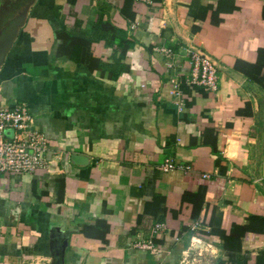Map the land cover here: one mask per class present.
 <instances>
[{
	"label": "crops",
	"instance_id": "0c3cea01",
	"mask_svg": "<svg viewBox=\"0 0 264 264\" xmlns=\"http://www.w3.org/2000/svg\"><path fill=\"white\" fill-rule=\"evenodd\" d=\"M263 11L264 0H0V43L15 33L0 108L27 102L59 149L45 171L0 173V264H264V85L235 68L264 63ZM108 21L153 48L150 65L128 54L114 89L61 36L97 41ZM93 46L104 60L120 52ZM191 46L216 61V92L192 82ZM248 103L252 114H238ZM200 123L220 128L225 175ZM168 157L192 172L162 171ZM98 220L106 243L81 232ZM158 222L156 255L136 243Z\"/></svg>",
	"mask_w": 264,
	"mask_h": 264
},
{
	"label": "built area",
	"instance_id": "2783aa9c",
	"mask_svg": "<svg viewBox=\"0 0 264 264\" xmlns=\"http://www.w3.org/2000/svg\"><path fill=\"white\" fill-rule=\"evenodd\" d=\"M135 1L147 2L149 0ZM154 50L164 53L169 59L175 56L174 49L169 46H157ZM188 55L192 62L190 75L192 82L202 85L208 92H216L218 90V66L216 61L197 46L189 47ZM171 93L175 96L174 102L178 110L183 111L186 105L181 91L177 87ZM50 153L58 155L59 149L37 127L27 102H17L12 108H0V173L34 174L45 171L50 166ZM160 169L164 172L181 171L190 173L193 167L191 164L168 157L161 163ZM203 176L209 177L208 174ZM198 225V222H194L192 228L195 229ZM164 227L165 224L162 222L155 223L151 227L148 237L144 241L137 242L136 246L152 254H161L162 248L156 242V237Z\"/></svg>",
	"mask_w": 264,
	"mask_h": 264
},
{
	"label": "trees",
	"instance_id": "16d2710c",
	"mask_svg": "<svg viewBox=\"0 0 264 264\" xmlns=\"http://www.w3.org/2000/svg\"><path fill=\"white\" fill-rule=\"evenodd\" d=\"M264 15V11H263ZM97 41L96 39H79L74 38L72 36H69L68 34H62V38L64 41L71 43H77L80 44L79 49L84 54V62L88 65V67L91 69L92 72H99L103 76H106L107 85L114 89L116 86H119V84L124 83L125 79L122 78L123 72H126L130 70V65L126 62V59L128 57V54L135 55L137 58L140 59L141 62H147L150 63V54L153 50L151 46H145V45H137L131 40L127 38V34L125 31H122L121 29H118L115 27L110 21L105 23H99L97 26ZM104 41L107 46H118L120 49V52L118 56L116 54H113L110 58L107 60H104L103 58L98 57L93 48L94 44L96 42ZM64 44L61 46V49H65ZM261 53L264 52V50L260 51ZM263 59V58H262ZM150 65V64H149ZM235 68L237 70H240L244 72L249 78L252 80H255L258 83H261L264 85V63H262V60L258 61L256 64H252L243 60H238L235 64ZM263 77V78H262ZM126 83V82H125ZM172 87L169 89V94L171 95ZM238 114H252L251 106L248 103L246 107L242 110H237ZM182 118L189 121V118L187 115L183 114ZM198 128L201 131L202 134V144L207 145L211 147L212 154L215 156V164L219 168L220 174L225 175L228 167L223 165V155L221 150L218 146V134L220 132V128L215 126L214 124H198ZM201 189V188H200ZM202 193L205 192L206 187L203 186ZM63 193V190H62ZM199 194V193H198ZM198 194H196L198 196ZM60 201H63V195H60ZM195 200V199H193ZM195 204V210H194V217L198 215L197 211V202H194ZM239 228V227H236ZM110 227L106 221L98 220L96 224L93 225H84L81 229L82 234L86 238L90 239H99L103 242H107V234L109 233ZM223 264V260L219 263Z\"/></svg>",
	"mask_w": 264,
	"mask_h": 264
},
{
	"label": "water",
	"instance_id": "95a60500",
	"mask_svg": "<svg viewBox=\"0 0 264 264\" xmlns=\"http://www.w3.org/2000/svg\"><path fill=\"white\" fill-rule=\"evenodd\" d=\"M14 35H15L14 32L11 33L10 35H8V37L2 43H0V64L5 59V55H6L7 51L9 50V48L12 44V40H13ZM77 158L80 159L79 156ZM81 160H82V158H81Z\"/></svg>",
	"mask_w": 264,
	"mask_h": 264
}]
</instances>
